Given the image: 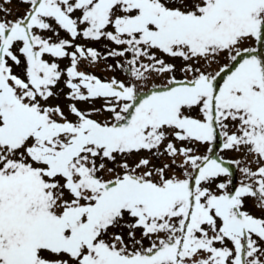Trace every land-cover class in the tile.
Masks as SVG:
<instances>
[{
    "label": "snow or ice",
    "instance_id": "1",
    "mask_svg": "<svg viewBox=\"0 0 264 264\" xmlns=\"http://www.w3.org/2000/svg\"><path fill=\"white\" fill-rule=\"evenodd\" d=\"M13 2L0 264H264V0Z\"/></svg>",
    "mask_w": 264,
    "mask_h": 264
},
{
    "label": "rangeland",
    "instance_id": "2",
    "mask_svg": "<svg viewBox=\"0 0 264 264\" xmlns=\"http://www.w3.org/2000/svg\"><path fill=\"white\" fill-rule=\"evenodd\" d=\"M11 7L13 8V11L15 14L19 15V14H22L26 5H23V4H20L17 2V0H14L13 4L11 5ZM96 47H99V45H95ZM64 63H67V61H64ZM94 71L97 72V74L101 75V76H104V75H113V73H103L100 71L99 68L97 69H94ZM116 75H119V73H115ZM67 91V89H65V92ZM52 103H61L62 105L63 104H67L69 103V101L65 100L63 98V96L61 97V99L59 101H52ZM97 106L99 105L100 101H97ZM79 107L81 108H87L89 107L90 105L86 104V103H82V104H79L78 105Z\"/></svg>",
    "mask_w": 264,
    "mask_h": 264
}]
</instances>
